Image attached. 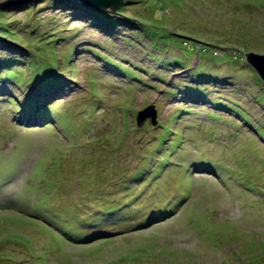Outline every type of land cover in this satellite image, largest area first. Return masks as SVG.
<instances>
[{
	"label": "rangeland",
	"instance_id": "1",
	"mask_svg": "<svg viewBox=\"0 0 264 264\" xmlns=\"http://www.w3.org/2000/svg\"><path fill=\"white\" fill-rule=\"evenodd\" d=\"M64 1L0 12V264H264V0Z\"/></svg>",
	"mask_w": 264,
	"mask_h": 264
},
{
	"label": "trees",
	"instance_id": "2",
	"mask_svg": "<svg viewBox=\"0 0 264 264\" xmlns=\"http://www.w3.org/2000/svg\"><path fill=\"white\" fill-rule=\"evenodd\" d=\"M126 1H129V2H132L130 0H126ZM126 4L128 3H125L123 4V7H121L119 9L120 10H124V11H127V6ZM67 5H71V3H68ZM78 7H80L81 9V12H83L87 17L93 19L96 23V26H101L99 27L101 30H109L111 31L113 26H115V17L111 14H107V13H102L94 8H91L89 6L86 7V5H78ZM126 8V9H125ZM144 29L146 30V28L144 27ZM55 85H58L57 82L54 83ZM49 89L48 90H52L53 87L51 86V83L49 84V86H47ZM30 100V99H28ZM187 108L186 107H183L180 112L186 110ZM243 111H240V113H242ZM42 114V113H41ZM175 115H171L169 116V118L167 120H165L164 123H160L156 128L157 129H160V132H156V131H153V134H155V137L158 139V144L161 145V143L163 141H165L166 137H167V134H169L170 130L171 129V125H173L172 123L174 122V120L176 119V112L174 113ZM243 117L245 119H248L247 115L245 113H242ZM251 121H253V119H250ZM152 128V127H151ZM155 129V128H154ZM156 145V146H159V145ZM168 164V163H166ZM158 175V172L157 174H155V177H157ZM191 181L194 183V180L193 178L191 179ZM30 187H32V185H29ZM113 196V195H111ZM119 196H121L122 198H120ZM128 199V195H124V194H119L118 196L114 197V199H110L109 201H100L101 202V206L103 207V209L105 210H108V211H111V212H114L116 210H119L120 208L122 207H127L129 205H125L123 203L124 200ZM135 206H140V205H135ZM164 250L163 249H160L158 251H154V252H149L153 257H155L156 255H160L162 254ZM154 259V258H153ZM153 259L149 260V261H154ZM159 264H165L163 261H161ZM216 264V263H215Z\"/></svg>",
	"mask_w": 264,
	"mask_h": 264
},
{
	"label": "clouds",
	"instance_id": "3",
	"mask_svg": "<svg viewBox=\"0 0 264 264\" xmlns=\"http://www.w3.org/2000/svg\"><path fill=\"white\" fill-rule=\"evenodd\" d=\"M75 1H77V3L78 4H82V3H80L78 0H75ZM126 1V0H125ZM65 3H66V5L68 4V3H70V2H72L71 0H67V1H64ZM72 3H74V2H72ZM82 5H84V4H82ZM6 5H4L2 8H4ZM86 6H88V5H86ZM89 7H91V6H89ZM2 8H0V12H3L2 11ZM91 8H93V7H91ZM95 9V8H94ZM97 10V9H96ZM118 13H120L119 12V9H118V11H117ZM107 14H109V13H107ZM121 14V13H120ZM112 15V14H111ZM249 53H251V52H249ZM252 53H255V52H252ZM248 53H246L245 54V60H246V62H247V64H249L248 63V61H247V57H246V55H247ZM256 54H259V53H256ZM260 55H264V54H260ZM250 65V64H249ZM251 67L253 68V66L251 65ZM254 69V68H253ZM255 70V69H254ZM11 72V71H10ZM32 72H34V70H32ZM255 72H256V70H255ZM7 73H9L8 71H6V74ZM257 73V72H256ZM10 74V73H9ZM45 74V75H44ZM47 73H46V71L45 70H43V69H38V75H37V77H35L36 78V86H37V88L38 89H42L43 90V93H46V96L45 97H47V99L46 100H48L49 98H52L54 95H51L52 93H57V95L55 94V96H58L59 94H61V91H62V89L65 87V85H62V80H60L61 78V76H60V74H58V73H54V72H52V73H50L49 75H46ZM44 75V76H43ZM43 76V77H42ZM257 76L261 79V81L264 83V81L262 80V78L258 75V73H257ZM52 78H57V81H55V82H57L58 83V85H55L54 83V81H52L51 82V86L53 87V89L52 90H48L49 88L48 87H42V85L41 84H39L40 83V81L41 80H49V79H52ZM218 83V82H217ZM224 84H226L225 82H224ZM175 90V87L173 88V90L172 91H174ZM181 91H183V89H181ZM5 93V92H4ZM6 93H10V92H6ZM182 97V96H181ZM184 98V97H183ZM185 98H188V96L187 97H185ZM28 99H30V98H28ZM181 101H183V102H187V101H184V99H180ZM186 100V99H185ZM29 101V103H30V100H28ZM46 103V102H45ZM44 103V104H45ZM242 111V110H241ZM235 112H238L239 114H241L242 115V113H240V110L239 109H236V111ZM182 113H184V111L182 112ZM151 121V120H150ZM139 124V123H138ZM255 130H256V132H259V133H262V128L261 127H259V126H256L255 127ZM262 135V134H261ZM175 138H177L176 136H175ZM165 141H166V139H165ZM172 142V140H170V143ZM181 149V148H180ZM179 151L180 150H177V153L176 154H172V152H174V151H170V150H167V152L168 153H171L170 155H169V158H168V156L166 157V158H164L163 157V155H162V152H159L158 153V158L159 159H157V162L160 164V166H159V169H160V167L161 166H164L166 163H169V160H170V158H172L173 157V159L174 158H176L178 155H179ZM153 157H155V155L153 156ZM205 161L206 162H212V160H209L208 158H206L205 157ZM213 162H214V160H213ZM183 164L184 163H182L181 164V166H183ZM214 165L215 166H218V165H220V162H215L214 163ZM209 167H211V166H209ZM159 169L157 170V171H159ZM148 171H149V173H152L153 171H154V168L152 169V168H149L148 169ZM191 177L193 178V175L191 174ZM246 190V189H245ZM102 209H103V207H102ZM105 209H103V212H102V218H101V220H100V223H99V226H101V223L103 222V220H104V215H105V211H104ZM117 223V222H116ZM212 264H215V263H212ZM217 264V263H216Z\"/></svg>",
	"mask_w": 264,
	"mask_h": 264
},
{
	"label": "water",
	"instance_id": "4",
	"mask_svg": "<svg viewBox=\"0 0 264 264\" xmlns=\"http://www.w3.org/2000/svg\"><path fill=\"white\" fill-rule=\"evenodd\" d=\"M20 1H24V0H7L0 4V8H2L4 5L15 3V2H20ZM78 1L84 5L91 6L102 13L118 14L115 11L117 10L119 6H121L124 3L125 0H78ZM246 57H247L248 63L253 66V68L256 70L258 75L264 81V55L251 52V53H248ZM153 107L154 106L147 107L141 112V115L145 116V119L150 118L151 124L156 125L157 115ZM138 123L139 125H142L140 121Z\"/></svg>",
	"mask_w": 264,
	"mask_h": 264
},
{
	"label": "bare ground",
	"instance_id": "5",
	"mask_svg": "<svg viewBox=\"0 0 264 264\" xmlns=\"http://www.w3.org/2000/svg\"><path fill=\"white\" fill-rule=\"evenodd\" d=\"M112 198V197H111Z\"/></svg>",
	"mask_w": 264,
	"mask_h": 264
}]
</instances>
